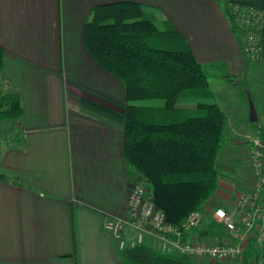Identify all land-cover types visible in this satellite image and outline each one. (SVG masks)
I'll list each match as a JSON object with an SVG mask.
<instances>
[{"label":"crops","instance_id":"0c3cea01","mask_svg":"<svg viewBox=\"0 0 264 264\" xmlns=\"http://www.w3.org/2000/svg\"><path fill=\"white\" fill-rule=\"evenodd\" d=\"M117 1L144 5L158 24L177 29L199 63L233 77L247 68L223 7L264 11V0H0V81L23 108L16 122L0 120V174L8 177L0 179V264H128L102 229L106 215L126 216L136 173L123 156L125 87L94 61L82 37L92 8ZM259 39L249 76L264 86V19ZM232 107L220 106L232 118L217 159L218 188L204 209L228 204L249 178L236 134L254 130L237 123ZM189 235L207 232L200 226Z\"/></svg>","mask_w":264,"mask_h":264},{"label":"trees","instance_id":"16d2710c","mask_svg":"<svg viewBox=\"0 0 264 264\" xmlns=\"http://www.w3.org/2000/svg\"><path fill=\"white\" fill-rule=\"evenodd\" d=\"M232 5L226 3L223 10L243 51L245 31L233 23ZM82 37L94 61L124 84L127 165L147 184L167 221L181 224L191 212L203 210L218 188L217 159L226 142L228 121L214 100L209 78L216 74L232 81L234 77L218 65L199 63L171 23L158 24L137 2L95 5ZM244 61L250 69L249 59ZM2 63L0 48V69ZM155 99L162 103L147 102ZM179 100L194 105L181 107ZM22 111L19 95L0 88V120L19 119ZM250 123L264 139V129L256 121ZM0 179L8 177L0 174ZM121 254L128 264H196L187 255L164 253L147 243Z\"/></svg>","mask_w":264,"mask_h":264},{"label":"built area","instance_id":"2783aa9c","mask_svg":"<svg viewBox=\"0 0 264 264\" xmlns=\"http://www.w3.org/2000/svg\"><path fill=\"white\" fill-rule=\"evenodd\" d=\"M235 25L244 29L243 52L250 61L260 57L259 32L264 11L252 5L232 3ZM245 146L244 161L249 171L246 187L236 191L228 204L210 212V220L220 226L225 237L208 244L189 233L205 220L202 209L191 212L177 225L167 221L154 202L152 192L141 179L130 184L125 217L106 215L102 229L122 251L146 243L154 237L164 253L187 255L192 259L223 261L238 259L245 264H264V139L246 132L241 137Z\"/></svg>","mask_w":264,"mask_h":264},{"label":"rangeland","instance_id":"374dc122","mask_svg":"<svg viewBox=\"0 0 264 264\" xmlns=\"http://www.w3.org/2000/svg\"><path fill=\"white\" fill-rule=\"evenodd\" d=\"M244 58L248 59L245 53H244ZM257 61L249 60L250 65H253ZM249 72L250 70L248 69L241 76L239 75L237 77H234L232 81H228L222 78L220 75L216 78H214L211 75L209 78V83L211 85L209 84V86L211 87L210 89H212V91L215 92V96L213 95V97H215L214 100L216 99L215 101H217L221 107L222 106L224 107V105L226 104L233 106L231 110H233L234 112L233 114L234 119L241 120V122L237 120L238 121L237 123H240L239 125L242 128L250 127L251 129L254 130V126L249 121L250 113L251 111H253L255 116L257 117V120H256L257 125H259L261 128L264 129V86L261 81L257 82L258 81L257 78L253 79L252 77H250ZM0 88L4 92L9 91L7 88V85H5L1 81H0ZM183 101L184 100H179L177 104L180 106V104L183 103ZM147 102L151 105H158L162 103L161 100H156V99L149 100ZM225 111H226L227 118L231 119L232 117L230 116L229 112L226 109ZM2 120H5V119H2ZM12 122L14 123L16 122V120H12L11 122H6V123H12ZM243 134L244 133H242L241 135L240 133L236 134L237 137H240L239 138L240 141H241V137ZM224 147H225V144L223 148ZM223 148L220 150V153L224 151ZM131 178H132L131 183L135 181V183H137L136 185H139L137 182L138 180L137 178L140 179L139 174L135 173ZM205 205L206 204L204 203L203 206ZM219 205L221 204H217V205L214 204L212 207L207 206L208 209L207 208L203 209L206 213V217L201 226L207 232V235H204L202 238H199V237L198 238L200 239V241L204 243L211 244L217 241L218 239L226 236L223 230L218 225L213 223V221L210 220V212L213 210L214 207L219 206ZM199 228H197L196 231H198ZM150 246L155 249L156 248L158 249V243L156 245V242L155 244L151 243ZM193 260L196 264H237V263L245 264V262H240L238 259L226 260L225 262L212 261L206 258L199 259V260L193 259Z\"/></svg>","mask_w":264,"mask_h":264},{"label":"water","instance_id":"95a60500","mask_svg":"<svg viewBox=\"0 0 264 264\" xmlns=\"http://www.w3.org/2000/svg\"><path fill=\"white\" fill-rule=\"evenodd\" d=\"M256 120H257V117L255 116L254 112L251 111V113H250V117H249V121H250V122H254V121H256Z\"/></svg>","mask_w":264,"mask_h":264}]
</instances>
